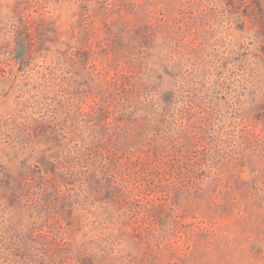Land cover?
Segmentation results:
<instances>
[{
    "label": "rangeland",
    "instance_id": "1",
    "mask_svg": "<svg viewBox=\"0 0 264 264\" xmlns=\"http://www.w3.org/2000/svg\"><path fill=\"white\" fill-rule=\"evenodd\" d=\"M0 264H264V0H0Z\"/></svg>",
    "mask_w": 264,
    "mask_h": 264
}]
</instances>
